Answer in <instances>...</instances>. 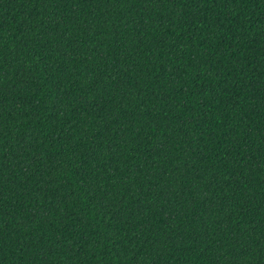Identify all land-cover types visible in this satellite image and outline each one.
<instances>
[{
  "label": "trees",
  "instance_id": "16d2710c",
  "mask_svg": "<svg viewBox=\"0 0 264 264\" xmlns=\"http://www.w3.org/2000/svg\"><path fill=\"white\" fill-rule=\"evenodd\" d=\"M0 264H264V0H0Z\"/></svg>",
  "mask_w": 264,
  "mask_h": 264
}]
</instances>
